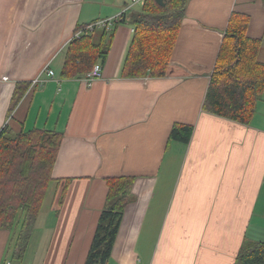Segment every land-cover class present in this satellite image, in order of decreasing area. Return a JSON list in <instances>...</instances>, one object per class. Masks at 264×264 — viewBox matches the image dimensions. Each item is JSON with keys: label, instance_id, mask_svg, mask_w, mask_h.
Returning a JSON list of instances; mask_svg holds the SVG:
<instances>
[{"label": "crops", "instance_id": "1", "mask_svg": "<svg viewBox=\"0 0 264 264\" xmlns=\"http://www.w3.org/2000/svg\"><path fill=\"white\" fill-rule=\"evenodd\" d=\"M142 3L0 0V129L63 134L24 251L13 257L19 221L0 230V264H84L108 176L134 181L106 264H234L244 240L264 242V92L247 125L202 109L233 11L248 15L264 63V0H187L166 74L124 78ZM116 17L101 77L60 78L76 26ZM18 83L29 87L10 110ZM174 123L192 125L188 142L169 141Z\"/></svg>", "mask_w": 264, "mask_h": 264}, {"label": "trees", "instance_id": "2", "mask_svg": "<svg viewBox=\"0 0 264 264\" xmlns=\"http://www.w3.org/2000/svg\"><path fill=\"white\" fill-rule=\"evenodd\" d=\"M187 0H143L140 10L130 17L133 34L120 76L162 77L178 37ZM94 22V21H93ZM92 23V22H91ZM77 25L64 51L59 71L62 79L83 77L96 64L104 63L110 42L109 28H101L99 38ZM249 17L232 12L223 33L211 70L202 109L216 116L247 125L256 103L264 92V63L258 60L261 38L247 35ZM29 83H18L12 94L10 110L21 99ZM192 125L174 123L169 141L188 142ZM63 139L62 132L47 129H0V230L14 225L22 212L20 232L13 257H21L33 223L40 212L52 178V169ZM69 179L61 186V204ZM107 191L84 264H106L110 257L124 208L130 199L132 176L104 178ZM56 188L59 180H56ZM234 264H264V242L244 240Z\"/></svg>", "mask_w": 264, "mask_h": 264}, {"label": "built area", "instance_id": "3", "mask_svg": "<svg viewBox=\"0 0 264 264\" xmlns=\"http://www.w3.org/2000/svg\"><path fill=\"white\" fill-rule=\"evenodd\" d=\"M132 1H135V0H132ZM120 21V18H114V19H104V20H97V21H94L92 23H89L87 24L85 27H84V30L85 31H94L96 29H101V28H110V27H113L116 23H118ZM81 34L80 31L78 32H74L73 36L72 37H79ZM48 75L49 76H52L53 75V71L48 69L46 70ZM101 77V66L99 63H96L91 71H89L88 73H86L84 76H83V80L86 84V86H90L92 84L93 81H95L96 79L100 78ZM40 80H38L37 78L32 80V85H34L35 83H39ZM3 264H11V262L9 260L5 261Z\"/></svg>", "mask_w": 264, "mask_h": 264}, {"label": "rangeland", "instance_id": "4", "mask_svg": "<svg viewBox=\"0 0 264 264\" xmlns=\"http://www.w3.org/2000/svg\"><path fill=\"white\" fill-rule=\"evenodd\" d=\"M134 10L139 11L140 9H139V7H135ZM98 35H99V31L96 30V31L94 32V40H95V41H97V39H98ZM53 66H54V65H53ZM257 123H258V124H264V117H263V116H260L259 119L257 120ZM56 185H57V184H56ZM59 187H60V186H59ZM52 188H53V184H51L50 187H49V189L51 190V192H52ZM49 189H48V190H49ZM50 194H51V193H50ZM50 194H49V195H50ZM22 214H23V213L21 212L20 215H18V218H17L16 222L14 223V225H16L17 222L21 221V219H22ZM21 222H22V221H21ZM21 222H20V225H21ZM14 225H13V226H14ZM13 226H12V227H13ZM10 228H11V227H10ZM250 237H251V234H250ZM257 239L261 240V236H259V238H258V236H257ZM248 240H250V239H248Z\"/></svg>", "mask_w": 264, "mask_h": 264}, {"label": "water", "instance_id": "5", "mask_svg": "<svg viewBox=\"0 0 264 264\" xmlns=\"http://www.w3.org/2000/svg\"><path fill=\"white\" fill-rule=\"evenodd\" d=\"M158 3H160L162 0H156Z\"/></svg>", "mask_w": 264, "mask_h": 264}]
</instances>
